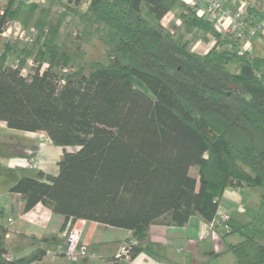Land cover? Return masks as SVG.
<instances>
[{"label": "trees", "instance_id": "obj_1", "mask_svg": "<svg viewBox=\"0 0 264 264\" xmlns=\"http://www.w3.org/2000/svg\"><path fill=\"white\" fill-rule=\"evenodd\" d=\"M20 1L0 0V35ZM81 1L69 0L80 23L73 52L38 36L24 46L5 41L0 53V120L40 130L63 149L55 175L22 174L10 187L23 211L45 205L63 216L61 231L78 219L128 230L134 259L148 248L152 224L182 226L192 215L209 223L227 187H261L264 206V56L242 49V36L217 30L183 0H84L79 10ZM175 7L183 29L170 32L159 21ZM249 8L251 19L264 18ZM243 15L246 34L260 21ZM92 35L107 46L105 61H81ZM210 38L206 52L191 48ZM29 57L36 65L23 75ZM7 234L0 224V264L45 256L35 246L9 258ZM248 248L256 250L250 260ZM227 250L243 264L264 262V245L253 237Z\"/></svg>", "mask_w": 264, "mask_h": 264}, {"label": "crops", "instance_id": "obj_2", "mask_svg": "<svg viewBox=\"0 0 264 264\" xmlns=\"http://www.w3.org/2000/svg\"><path fill=\"white\" fill-rule=\"evenodd\" d=\"M222 1L234 9L241 6H253L264 16L263 0ZM185 3L189 4L188 2ZM18 7L19 5L17 10ZM177 8V12L173 13L172 9L159 21L161 26L170 32L178 31V28L182 27L181 8ZM244 12L243 16L249 17L248 21L257 19L260 22L252 34H244L241 47L252 55L262 57L264 56V18L258 16L251 19L254 13L250 8ZM168 17L171 20L169 25H165L164 20ZM199 43L205 48L199 52L204 53L214 44V39L210 38L207 43L196 40L191 44V48L194 49L193 46ZM44 134L40 130L27 131L9 128L4 121L0 120V217L2 218L0 224L7 227L6 242L8 241L11 246L10 249L17 254L13 255L6 246L7 256H23L35 246L45 247L46 255L37 264H40L49 255L53 262L59 256L63 257L64 237L69 225L61 231L63 216L52 213L48 207L41 203H37L32 209L24 212L20 195L11 192L10 187L22 174L31 170L25 166V160L28 156H33L39 162V168L35 169V173L38 171L52 175L57 173V162L62 157L63 149L53 144ZM27 175L32 174L28 173ZM250 187H227L219 198L217 211L225 210L229 213V232L225 233L217 227L210 231H204L205 222L197 215H192L188 222L182 226L152 224L149 227L148 248L138 253L132 259L131 264H199L200 261L204 260L208 262L206 250L212 254L224 253V241L229 238V234L243 233L242 226L248 225L250 227L256 222V216L253 214L254 208L251 207V202L253 198L255 201L256 197L253 195L254 189L248 191ZM259 207H262L261 203ZM9 218L11 221H8ZM232 221L237 223V228L233 226ZM73 224L80 230V243L84 244L89 251L90 248L96 246L99 249L105 248L104 246L107 247L104 254L99 258L101 264H115L112 258L115 251L125 246L130 237L128 230L92 220L78 219ZM241 241H227L226 244L228 246ZM109 242L112 243L110 248ZM47 243L57 245L56 250L50 251Z\"/></svg>", "mask_w": 264, "mask_h": 264}, {"label": "rangeland", "instance_id": "obj_3", "mask_svg": "<svg viewBox=\"0 0 264 264\" xmlns=\"http://www.w3.org/2000/svg\"><path fill=\"white\" fill-rule=\"evenodd\" d=\"M87 2L84 0L79 4V10H83L86 6ZM18 10L16 12L15 18L13 21L19 23V25L26 31L34 29L38 32L37 37L41 38L43 42L47 45L51 44H59L65 50L73 52L77 45L76 35H77V27L80 24L79 20L76 16L73 15L71 9L74 6L73 2H69V0H21L18 4ZM143 15L152 17L146 6L142 4ZM69 10V11H68ZM178 8L175 7L173 9V13L177 12ZM153 21H155L152 18ZM171 19L168 17L164 20V24L167 25ZM169 25V24H168ZM169 27V26H168ZM181 27V26H180ZM178 28V31L183 29V27ZM44 29H47L44 32ZM177 34V33H176ZM36 37V38H37ZM187 38H192L191 33L186 35ZM5 40L3 38L0 39V53L3 51V43ZM11 45L14 46H24L23 42H12ZM194 43V42H193ZM192 43V44H193ZM195 50L202 51L204 50V45L201 43L193 46ZM81 50L84 52L81 57V61L84 59L88 63L94 61H105L107 55V46L101 41L96 35H92L89 39L86 40L81 45ZM15 55H9L7 57V62H12V58ZM33 59V57H29ZM28 58V59H29ZM236 65L229 64L228 69L231 71H235ZM26 72L30 73L32 71V67L26 62L25 63ZM69 67H66L68 70ZM39 163V162H38ZM196 167H192L190 169V173L192 175L196 174ZM30 174H35V169L27 170ZM26 173V174H28ZM254 189V198L251 202V207L254 208V215L256 216V222L253 223L250 227L248 225L242 226L241 230L243 233L234 232L229 234V238L224 241L223 249L224 253L220 254H212L209 250H206V256L208 257V262L200 261L199 264H243L237 258L234 257L232 252L227 250V241L237 242L243 240L247 237H253L257 243L264 245V206H260V195L263 189L259 186H251L248 188V191H252ZM246 196V195H245ZM1 216V215H0ZM0 219H2L0 217ZM233 226L237 228L236 222L232 221ZM66 229V228H65ZM212 230V229H211ZM204 231H210L204 229ZM30 241V239H29ZM65 242V237H64ZM109 248L112 243L109 242ZM8 246L9 252L13 253V255H17L15 251L11 250V246L8 241L5 240V247ZM47 247L50 251H54L57 248V245L54 243H47ZM99 249L98 246L90 248V251L86 247V254L84 256H80L75 262L70 261L64 255L63 257L59 256L55 262L51 259V256H47L43 259L40 264H101L99 262L100 256H102L107 248ZM108 250V249H107ZM109 252V251H108ZM116 252V251H115ZM248 260H250L253 255L256 253L254 248H248ZM110 254V253H107ZM46 255V254H45ZM113 258V257H112ZM114 263L118 262V259L113 258ZM239 261V262H238ZM253 261V260H252ZM38 263V262H37ZM36 263V264H37ZM258 264H264L258 263Z\"/></svg>", "mask_w": 264, "mask_h": 264}, {"label": "built area", "instance_id": "obj_4", "mask_svg": "<svg viewBox=\"0 0 264 264\" xmlns=\"http://www.w3.org/2000/svg\"><path fill=\"white\" fill-rule=\"evenodd\" d=\"M188 2L190 5L196 7V12L198 15L204 16L209 19L213 26L223 32V33H236L238 36H245L243 34L244 23L242 20V15L245 11V7L241 6L237 9L226 5L222 0H183ZM259 23L254 25L250 30L246 33L248 35L252 34L256 28H258ZM47 29H44V32ZM38 35L34 29L29 31L24 30L19 23L15 21H10L1 32V38L5 41L12 42H23V43H32ZM18 60L15 61L14 66L17 65ZM26 62L34 67L36 63L33 59H27ZM47 66V63L43 65ZM21 74L27 75L25 64L20 68ZM44 136H46L44 134ZM25 166L29 169H37L39 168L38 161L33 156H28L25 160ZM229 213L225 210L217 211L214 215L213 219L209 223L204 224V229L211 230L213 228H219L222 231H229ZM8 221H11L9 218ZM202 237V235H199ZM128 246L119 248L115 254L113 255L114 259H118L123 263L131 264L132 259L128 254V247L130 244H133V240H127ZM65 249L62 252L63 255L68 258L70 261L75 262L80 256H84L86 254V246L80 243V230L74 225L68 226L65 232ZM37 262H33L31 264H36Z\"/></svg>", "mask_w": 264, "mask_h": 264}, {"label": "bare ground", "instance_id": "obj_5", "mask_svg": "<svg viewBox=\"0 0 264 264\" xmlns=\"http://www.w3.org/2000/svg\"><path fill=\"white\" fill-rule=\"evenodd\" d=\"M69 226H70V225H69ZM128 232H130V231H128ZM134 243H136V242H134ZM126 246H128V243H127V242H126L125 246H123V247H126ZM123 247H121V248H123ZM64 249H65V246L63 247L62 252L64 251ZM9 258H11V257H9ZM120 262H122V261H120Z\"/></svg>", "mask_w": 264, "mask_h": 264}]
</instances>
